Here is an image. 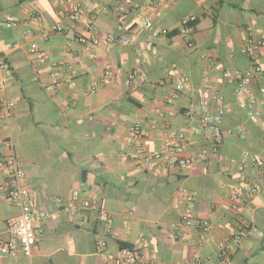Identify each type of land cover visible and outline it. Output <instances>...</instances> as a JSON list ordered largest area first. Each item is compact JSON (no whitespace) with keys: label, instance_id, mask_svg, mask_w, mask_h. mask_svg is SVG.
<instances>
[{"label":"crops","instance_id":"obj_1","mask_svg":"<svg viewBox=\"0 0 264 264\" xmlns=\"http://www.w3.org/2000/svg\"><path fill=\"white\" fill-rule=\"evenodd\" d=\"M74 5L91 12L75 19ZM191 15L194 29L184 34ZM250 40L256 55L242 52ZM0 54L15 102L13 120L0 127V157L20 160L38 228L32 255L18 249L3 264H110L120 241L156 264H215L218 241L244 223L248 233L225 264H264V190L236 192L241 163L264 189V70L251 93L237 85L256 61L264 68V0H0ZM202 99L229 108L217 150L211 132L196 129ZM136 124L157 126L142 139L151 149L165 128L176 130L193 162L156 172L126 157ZM181 188L194 192V215L211 225L203 243L198 227L182 223ZM19 211L0 188L1 241L12 238L9 220Z\"/></svg>","mask_w":264,"mask_h":264},{"label":"built area","instance_id":"obj_2","mask_svg":"<svg viewBox=\"0 0 264 264\" xmlns=\"http://www.w3.org/2000/svg\"><path fill=\"white\" fill-rule=\"evenodd\" d=\"M176 1L177 0H168L169 3H174ZM72 8V17L75 19L80 14L91 12V9L85 10L79 5H74ZM195 20L196 17L193 15L184 19L182 29L184 34L192 33ZM139 24L145 28H152V22L149 17H142ZM53 29L62 30L63 26L57 24L53 26ZM128 40V37L124 38L125 42ZM104 42L107 43L108 41ZM257 46L258 45L254 41L250 40L248 45L242 49V52L256 55ZM35 48L36 45L33 44L32 50H35ZM8 69L9 65L6 58L0 54V127L8 125L15 115V102L6 93L10 83L9 76L7 75ZM263 70L262 63L256 61L253 68L239 72L237 74L239 93H251V85L256 74L262 73ZM137 74L136 71L130 73L126 79V83L131 85L137 77ZM184 87V82H180L176 85V90L178 92L183 91ZM200 109L201 123L196 129L211 132L214 137L213 149L217 150L223 136L221 128L222 117L229 108L224 106L213 108L208 99H202L200 101ZM156 128V125L152 126L150 130L144 129L139 124L131 126L130 141L132 143V148L127 151L126 157L145 163L147 168L156 172L161 171L162 166L179 165L185 168L190 165L193 162V158L185 154L184 136L174 129H164L165 137L160 147L151 149L147 144L142 142V139L150 137V134H152L151 131ZM199 156L203 157V154H199ZM250 161L251 164L255 166L259 165V161L256 157H251ZM0 171H3V174L6 176V181L0 185V188L5 191L11 200L16 202L20 210L19 214L9 220L12 238L9 241L0 240V264H3L2 260L10 255L16 254L18 249L27 256L32 255L33 247L37 242L38 228L34 221V215L36 213L35 204L25 182L26 173L14 152L0 157ZM237 172L240 173L241 178L244 180V184L238 185L236 189L237 193H242L244 190H248L250 193L264 190L260 182L254 181L251 183L248 181L245 163L237 165ZM194 196V192L189 191L187 188H181L176 196V205L179 208L184 207L182 223L187 226L193 225L200 229V243H203L209 239L211 225L207 220L194 215L190 206L194 200ZM74 198H77V196L73 197V199ZM83 204L86 208L99 212L100 216L105 219V213L100 209L97 203L86 199L83 200ZM247 233L248 225L244 223L239 226L236 233L219 240V260L215 264H225L233 251V244L241 242ZM170 236L175 238L176 231H172ZM100 244L106 246V241L102 240ZM108 259L110 264H135L139 260H142L143 264H156L154 258H149L144 255L137 246L134 248H120L117 253H109ZM193 264H199V261L196 260Z\"/></svg>","mask_w":264,"mask_h":264},{"label":"trees","instance_id":"obj_3","mask_svg":"<svg viewBox=\"0 0 264 264\" xmlns=\"http://www.w3.org/2000/svg\"><path fill=\"white\" fill-rule=\"evenodd\" d=\"M196 21V20H195ZM194 21V22H195ZM120 247L121 248H126V247H128V248H134L135 247V245H133V244H131V243H129V242H126V241H120Z\"/></svg>","mask_w":264,"mask_h":264}]
</instances>
